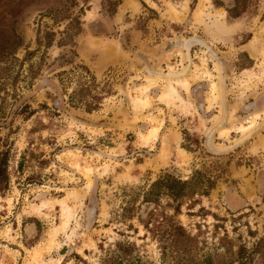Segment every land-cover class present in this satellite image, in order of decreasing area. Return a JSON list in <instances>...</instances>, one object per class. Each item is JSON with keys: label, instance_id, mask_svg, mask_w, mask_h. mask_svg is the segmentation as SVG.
<instances>
[{"label": "rangeland", "instance_id": "rangeland-1", "mask_svg": "<svg viewBox=\"0 0 264 264\" xmlns=\"http://www.w3.org/2000/svg\"><path fill=\"white\" fill-rule=\"evenodd\" d=\"M45 30L55 36L38 48ZM72 64L110 92L98 109L68 103L74 84L65 91L57 72ZM0 97V135L16 155L0 195V264H101L119 241L171 264L135 218L117 216L122 188L163 171L219 176L178 215L199 253L225 232L248 248L264 234V0L236 18L212 0H121L115 11L105 0H0Z\"/></svg>", "mask_w": 264, "mask_h": 264}, {"label": "trees", "instance_id": "trees-1", "mask_svg": "<svg viewBox=\"0 0 264 264\" xmlns=\"http://www.w3.org/2000/svg\"><path fill=\"white\" fill-rule=\"evenodd\" d=\"M67 1V0H66ZM109 9L115 11L121 0H105ZM225 5L223 0H212L216 6H223L229 18L240 16L252 0H231ZM60 12V11H59ZM63 15V13H59ZM56 17L60 16L58 14ZM64 17L66 15H63ZM55 17V20H56ZM67 18V17H65ZM70 19H72L70 17ZM40 29V28H39ZM44 35L37 37L38 48L48 47L55 36V32L43 31ZM47 39L44 43L42 40ZM28 51L25 57L33 55L37 50ZM62 88L68 93V103L91 112L100 107L105 95L110 94L103 87L99 88L93 73L83 64L71 65L69 69L57 72ZM8 94L7 91H5ZM1 98V97H0ZM0 101V118L6 114V98ZM22 110V109H21ZM27 110V109H24ZM31 110L24 117L33 115ZM11 130V129H9ZM35 130L32 127L29 131ZM13 143L9 139V132L0 135V195L4 196L11 187L10 163L16 156L12 152ZM24 158L17 161L18 171H21ZM218 174L206 169H194L186 178H181L168 171H163L152 181L138 187L122 188L123 203L118 219L122 222L136 219L146 233L158 242L161 254L169 257L171 264H264V234L248 248L245 244L235 243L234 239L225 232L217 238L211 251L199 253L198 234L188 232L178 219L181 207L195 206L200 203L202 196H207L215 187ZM32 175L25 177L31 180ZM144 207V208H143ZM203 207L200 206L199 210ZM144 212V215L142 214ZM131 226V225H129ZM251 232V231H249ZM252 234V232H251ZM134 244L131 242H116L115 248L106 250L100 258L101 264H147L139 255L133 254Z\"/></svg>", "mask_w": 264, "mask_h": 264}, {"label": "crops", "instance_id": "crops-1", "mask_svg": "<svg viewBox=\"0 0 264 264\" xmlns=\"http://www.w3.org/2000/svg\"><path fill=\"white\" fill-rule=\"evenodd\" d=\"M185 91V90H184Z\"/></svg>", "mask_w": 264, "mask_h": 264}]
</instances>
